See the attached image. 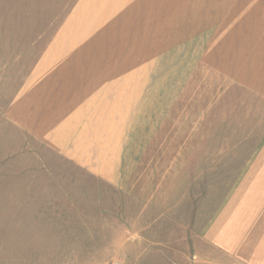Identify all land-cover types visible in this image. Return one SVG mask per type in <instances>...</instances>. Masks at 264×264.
<instances>
[{
	"label": "rangeland",
	"instance_id": "374dc122",
	"mask_svg": "<svg viewBox=\"0 0 264 264\" xmlns=\"http://www.w3.org/2000/svg\"><path fill=\"white\" fill-rule=\"evenodd\" d=\"M9 2L0 0L1 8L8 9ZM130 5L131 18L121 17L120 27L109 28L114 32L99 27L96 43L84 34L82 45H100L99 57L113 58L116 72L130 68L132 90L143 77L148 90L162 75L164 85H171L174 60L180 71L197 56L186 71L188 84L181 85L161 136L132 182L131 198L137 203L132 208L139 209L173 163L174 206L149 218L150 231L157 235L145 241L122 236V227L137 231L141 226L134 224V210L117 204L106 209V194L100 190L97 197L91 177L7 128L15 122L8 113L12 83L0 82V264H108L118 259L125 264H239L264 253V98L234 79L236 48H249L255 36L239 19L247 16L249 26L258 22L264 33V0H147L146 11L138 1ZM223 18H231L228 26ZM237 22L239 32L234 33L231 26ZM6 36L0 29V45H8ZM8 38L13 41L12 33ZM11 134L17 139L10 142ZM203 135L211 137L212 159L219 152L228 160L241 154L244 178L237 192L235 179L219 178L218 162L211 179L188 175L186 162L192 152L202 151ZM256 156L258 173L253 168L255 174L246 175ZM187 201L196 204L189 208Z\"/></svg>",
	"mask_w": 264,
	"mask_h": 264
},
{
	"label": "crops",
	"instance_id": "0c3cea01",
	"mask_svg": "<svg viewBox=\"0 0 264 264\" xmlns=\"http://www.w3.org/2000/svg\"><path fill=\"white\" fill-rule=\"evenodd\" d=\"M132 1H138L146 11L147 0H10L6 10L1 8L4 3L0 4V29L7 34L4 41L8 44L0 45V82L12 83L14 100L8 113L15 122L9 121L7 128L25 135L28 144L32 141L41 145L46 152L57 154L91 177L96 183L97 197L100 190L106 194L103 197L107 199L106 209L117 204L122 210H134V224L141 226L137 231L128 228L130 225L122 227V236L132 235L145 241L157 235V230L150 231L153 220L149 222V218L174 206L173 163L139 209L132 208L137 205L131 198L132 182L161 136L166 117L174 110V102L182 92L180 87L188 81L186 71L190 63L198 58L190 57V63L181 65L180 71L178 60H174L171 85H164L166 78L162 75L156 77L148 90V81L143 77V83L132 90L130 68L116 72L113 58L99 57L100 45H82L86 40L84 34L96 43L94 38L99 27L114 32L109 28L120 27L121 17L131 18ZM222 20L225 27L231 18ZM239 21L244 28L250 27L247 30L255 36L249 48L244 45L236 48V51L240 49V55L234 65V79L264 98V33L258 22L249 26L245 15ZM129 22H123V26ZM235 25L231 26L234 33L239 32L238 22ZM11 33L12 42L8 38ZM216 33L217 38L220 32ZM177 35L176 32L174 36ZM68 41L74 45L67 44ZM209 41L208 36L207 44ZM177 46L174 40V47ZM195 50L200 51L201 46ZM210 138L203 135L202 151L192 152L186 171L194 177L196 173L211 179L214 164L218 162L219 178L235 179L234 192H237L243 186L242 156L239 154L237 159L235 155L228 160L225 152H219L217 159H212L208 150ZM15 139L11 134L10 142ZM218 146H223L222 138L218 139ZM259 160L258 156L251 160L246 175L253 176V168L258 173ZM208 184L211 186V181ZM219 186H223L221 182ZM186 203L189 208L196 204ZM226 206L227 203L222 208ZM41 224L45 229L46 222ZM28 232L22 230L23 234ZM239 264H264V253L258 252Z\"/></svg>",
	"mask_w": 264,
	"mask_h": 264
},
{
	"label": "built area",
	"instance_id": "2783aa9c",
	"mask_svg": "<svg viewBox=\"0 0 264 264\" xmlns=\"http://www.w3.org/2000/svg\"><path fill=\"white\" fill-rule=\"evenodd\" d=\"M108 264H125L124 261L118 259L116 261H113L112 263H108Z\"/></svg>",
	"mask_w": 264,
	"mask_h": 264
}]
</instances>
